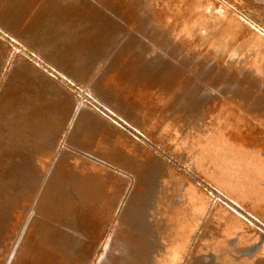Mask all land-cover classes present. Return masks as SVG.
I'll return each instance as SVG.
<instances>
[{"label":"rangeland","instance_id":"1","mask_svg":"<svg viewBox=\"0 0 264 264\" xmlns=\"http://www.w3.org/2000/svg\"><path fill=\"white\" fill-rule=\"evenodd\" d=\"M110 2L143 36L145 102L159 71V111L134 133L155 174L99 209V177L24 175L40 166L31 137L0 112V264H264L249 204L250 180L264 184V0ZM18 55L0 36V87ZM185 194L218 215L191 223Z\"/></svg>","mask_w":264,"mask_h":264},{"label":"crops","instance_id":"2","mask_svg":"<svg viewBox=\"0 0 264 264\" xmlns=\"http://www.w3.org/2000/svg\"><path fill=\"white\" fill-rule=\"evenodd\" d=\"M0 36L20 54L6 69L0 94L8 102L0 112L13 120L9 127L25 128L31 137L25 159L40 164L23 174L99 177L93 189L99 209L118 207L129 183L154 175L152 163L160 161L134 134L147 133L159 111L153 66L145 102L143 36L110 0H0ZM70 84L87 91L103 113L80 105ZM250 182V215L264 225V184ZM184 197L191 223L218 215Z\"/></svg>","mask_w":264,"mask_h":264},{"label":"built area","instance_id":"3","mask_svg":"<svg viewBox=\"0 0 264 264\" xmlns=\"http://www.w3.org/2000/svg\"><path fill=\"white\" fill-rule=\"evenodd\" d=\"M70 86L73 88V91H74L79 103L81 100L80 105H84V104L88 105L89 107L103 113V111H101L98 103L94 100V98L87 91H84L83 89H81L75 85H72V84H70Z\"/></svg>","mask_w":264,"mask_h":264}]
</instances>
